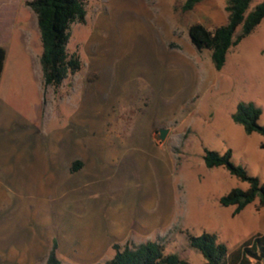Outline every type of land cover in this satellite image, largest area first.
Masks as SVG:
<instances>
[{"label": "rangeland", "instance_id": "obj_1", "mask_svg": "<svg viewBox=\"0 0 264 264\" xmlns=\"http://www.w3.org/2000/svg\"><path fill=\"white\" fill-rule=\"evenodd\" d=\"M27 1L0 0V264H44L53 238L61 264H101L112 244L147 240L203 264L187 233L212 232L230 252L264 231L257 199L236 214L218 202L246 183L202 161L203 148L229 149L264 183V137L231 119L250 101L264 123V17L216 70L187 27L225 23V0L187 11L184 0H85L66 44L81 68L53 88Z\"/></svg>", "mask_w": 264, "mask_h": 264}, {"label": "trees", "instance_id": "obj_2", "mask_svg": "<svg viewBox=\"0 0 264 264\" xmlns=\"http://www.w3.org/2000/svg\"><path fill=\"white\" fill-rule=\"evenodd\" d=\"M200 1L202 0H184L181 10H190ZM249 2L250 0H225V23L210 29L199 22L191 23L187 27L190 43L197 50L209 51L212 66L216 70L223 66L228 49L248 35L264 17V1L257 3L245 14ZM26 4L36 17L41 46L39 65L42 84L57 88L67 74L75 73L81 68L79 55L75 51H68L66 44L71 23L84 21L85 0H28ZM238 25L240 32L234 36ZM4 54V49L0 46V72ZM260 113V108L252 102L241 101L236 104L231 119L241 125L246 134L257 132L264 137V123H257ZM260 147L264 149V139ZM202 161L206 168L222 166L238 180L246 183L245 188L232 187L221 195L218 199L221 206H233L232 213L236 214L255 199L264 205V183L257 176L249 175L243 166L234 164L229 149L219 153L203 148ZM78 164L75 161L70 168L73 170ZM186 240L189 247L202 255L203 264H264V231L249 237L230 252L212 232L198 235L187 233ZM56 247L53 238L44 264H61L56 256ZM112 248L113 255L101 264H189L175 253H164L162 245L152 240L136 244L125 243L123 246L114 243Z\"/></svg>", "mask_w": 264, "mask_h": 264}, {"label": "water", "instance_id": "obj_3", "mask_svg": "<svg viewBox=\"0 0 264 264\" xmlns=\"http://www.w3.org/2000/svg\"><path fill=\"white\" fill-rule=\"evenodd\" d=\"M168 128L166 127H159L152 133V137L156 142H161L164 140L167 134Z\"/></svg>", "mask_w": 264, "mask_h": 264}, {"label": "crops", "instance_id": "obj_4", "mask_svg": "<svg viewBox=\"0 0 264 264\" xmlns=\"http://www.w3.org/2000/svg\"><path fill=\"white\" fill-rule=\"evenodd\" d=\"M14 17L15 16H13V18H12V22H14L15 23V19H14ZM14 30V29H13ZM227 54V53H226ZM4 61H5V54H4V60H3V63H4ZM2 71H3V64H2V69H1V72H0V78H1V73H2Z\"/></svg>", "mask_w": 264, "mask_h": 264}]
</instances>
